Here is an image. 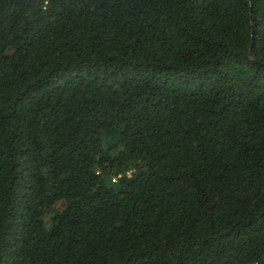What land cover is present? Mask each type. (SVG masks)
Segmentation results:
<instances>
[{
    "label": "trees",
    "instance_id": "trees-1",
    "mask_svg": "<svg viewBox=\"0 0 264 264\" xmlns=\"http://www.w3.org/2000/svg\"><path fill=\"white\" fill-rule=\"evenodd\" d=\"M0 264H264V0H0Z\"/></svg>",
    "mask_w": 264,
    "mask_h": 264
},
{
    "label": "built area",
    "instance_id": "built-area-1",
    "mask_svg": "<svg viewBox=\"0 0 264 264\" xmlns=\"http://www.w3.org/2000/svg\"><path fill=\"white\" fill-rule=\"evenodd\" d=\"M115 179V178H114Z\"/></svg>",
    "mask_w": 264,
    "mask_h": 264
}]
</instances>
